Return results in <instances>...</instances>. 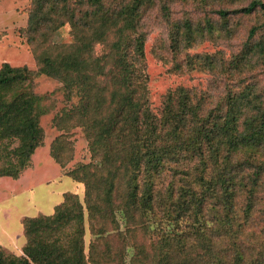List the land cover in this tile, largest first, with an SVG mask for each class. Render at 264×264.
<instances>
[{"label":"trees","instance_id":"obj_1","mask_svg":"<svg viewBox=\"0 0 264 264\" xmlns=\"http://www.w3.org/2000/svg\"><path fill=\"white\" fill-rule=\"evenodd\" d=\"M153 2L32 0L23 35L27 44L40 38L46 43L65 23L73 42L53 51L34 49L36 71L1 64L0 178L18 179L43 142L39 119L49 109L48 97L34 92L39 75L58 81L67 101L78 98L52 123L61 131L58 138L81 127L92 160L64 173L83 185L86 206L77 194L64 193L51 215L24 217L23 255H5L0 246V264H264V88L229 90L210 107L206 96L180 86L152 111L138 24ZM258 11L264 12V3L256 0L218 10L224 20L218 36H231L225 22L230 15ZM260 29L249 30L231 68H243L253 58L264 62V37H255ZM215 30L210 21L195 29L188 21L174 24L170 49L178 53ZM97 44H105L106 57L94 56ZM58 138L51 156L64 168L71 155H58ZM84 210L91 236L104 243L99 249L92 240L87 253ZM112 237L120 246L111 245Z\"/></svg>","mask_w":264,"mask_h":264},{"label":"rangeland","instance_id":"obj_2","mask_svg":"<svg viewBox=\"0 0 264 264\" xmlns=\"http://www.w3.org/2000/svg\"><path fill=\"white\" fill-rule=\"evenodd\" d=\"M105 5H120L130 0H104ZM254 0H174L167 3L154 0L153 4L142 10L138 24V32L144 37L143 73L146 77V89L150 109L158 111L162 98L172 89L184 87L197 96H206V103L213 107L224 99L227 91H241L246 85H251L254 92L264 88V62L256 58L243 68L234 70L230 62L239 58L247 40L249 30L261 27L256 38L264 37V12L258 11L250 15H230L226 24L231 30V36H218V30L224 20L216 13L218 10L231 11L247 6ZM264 3V0H256ZM32 0H0V66L9 63L11 66H26L36 71V61L33 50L41 52L55 46L68 45L73 42L71 27L65 23L47 38V42L36 41L33 46L26 42L25 27ZM163 3L167 5L168 16L162 10ZM188 21L192 28L205 26L210 21L217 30L212 35L204 34L203 38L192 42L180 52L170 49L169 32L174 24L182 26ZM113 34L108 33V40ZM94 56L106 57L105 44L95 46ZM256 57V56H255ZM193 59L194 67L187 66V61ZM198 60H203L202 64ZM212 60L217 68H211L207 61ZM178 67V68H177ZM61 84L45 76L34 78V92L46 95L44 102L49 112L39 119L43 132V142L31 156L29 166L18 179L0 178V246L5 255L20 257L23 255L22 245L25 236L21 220L24 217H34L39 214L51 215L54 207L63 200L64 193L77 194L80 203L85 207L83 185L64 175L78 164L91 162L87 139L81 127H74L65 137H60L52 120L62 110L71 108L78 101L73 98L67 101ZM107 95V86L105 87ZM58 138L55 149L60 156H69V162L61 168L51 156V145ZM89 212L84 210V250H89V244L95 240L97 248H103V241L91 236ZM111 245L120 246V239L112 237ZM103 260H101L102 262ZM102 264H107L103 262ZM117 264V262H115Z\"/></svg>","mask_w":264,"mask_h":264},{"label":"crops","instance_id":"obj_3","mask_svg":"<svg viewBox=\"0 0 264 264\" xmlns=\"http://www.w3.org/2000/svg\"><path fill=\"white\" fill-rule=\"evenodd\" d=\"M23 246V245H22Z\"/></svg>","mask_w":264,"mask_h":264}]
</instances>
